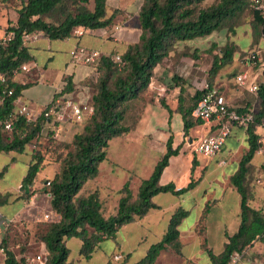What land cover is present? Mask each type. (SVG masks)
Wrapping results in <instances>:
<instances>
[{
  "label": "trees",
  "instance_id": "16d2710c",
  "mask_svg": "<svg viewBox=\"0 0 264 264\" xmlns=\"http://www.w3.org/2000/svg\"><path fill=\"white\" fill-rule=\"evenodd\" d=\"M77 0H26L16 11V22L10 23L4 35L13 33L10 39L0 37V152L23 153L27 145L39 137L48 118L41 113L27 120L23 115H14L10 119L11 128L5 124L15 109V100L22 89L30 83L15 80L21 66L33 60L28 47L23 42V34L41 32L49 39H64L75 34L79 27L85 29L106 28L113 24L115 12L107 16L106 0H92V8L85 5L77 7L72 13L66 8L68 2ZM86 3L89 0H80ZM205 0H143L138 14L142 33L137 43L129 45L119 55L121 63L113 56H100L98 63L104 68L102 76L95 77L97 90L91 96L90 102L94 111L87 119L81 133L73 138L74 152H68L59 172L55 173L44 186L49 195V203L53 219L41 236L45 245L44 264H71L68 261L69 248L66 239L78 237L81 239V252L90 259L98 244L105 239L115 237L118 230L128 223L143 217L151 208L157 207L152 197L160 192H170L182 195L192 189L197 181L190 179L186 186L176 188L173 182L160 184V178L171 156L180 153L181 146H173V135L170 133L165 140V151L155 163L152 172L141 180L136 194L125 181L119 189L115 212L104 215L103 203L96 191L86 195H78L84 184L98 174L99 164L107 157L108 142L113 137L121 136L132 131L133 127L126 122L129 114V103L139 98L151 83L154 68L169 54L175 44L180 41L192 40L210 35L227 26L228 22L252 5V17L256 24H264V15L256 10L252 0H220L216 4L202 7ZM62 19L57 22L46 21L43 16L51 17L57 13ZM234 45L227 44L220 54L213 57L209 75L214 77L217 72L230 63L233 58ZM115 56V55H114ZM57 96H66L72 89V78H67ZM83 85L90 87L88 83ZM216 88L215 86H210ZM182 90V88H180ZM11 91V94L8 93ZM219 91V90H218ZM203 90L196 91L192 103L183 104L179 96L178 105L174 109L181 115L182 129L187 135L194 125H201L203 120L191 116V111L201 97ZM257 95L260 108L254 114L253 120L246 127L247 148L241 155L237 169L230 177L231 184L239 194V226L237 230L227 235V242L219 254L206 249L211 264H227L231 255L241 253L255 241L264 242V214L249 205V195L245 179L255 153L262 145V138L256 132L262 126L264 117V81L258 84ZM161 106L171 114V108L164 102ZM49 105V104H48ZM47 105V106H48ZM244 112L246 108H237ZM86 119V120H87ZM193 119V120H191ZM4 133L8 138L4 137ZM12 160L14 159L11 158ZM43 158L39 151H34L30 157L27 171L19 186L20 196L24 199L31 197L39 173L44 169ZM191 171L196 160L191 161ZM7 165L0 170V178L4 175ZM11 194L0 191V207L10 202ZM211 201L206 202L195 226L196 234L206 241L205 218L210 211ZM188 211L179 207L170 217L162 238L149 246L144 257L133 264H152L158 255L169 247L180 251L179 225L187 216ZM4 254V264H25L18 260L6 246V238L0 241ZM105 264H127L125 258L115 262L113 258ZM189 264H193L190 262Z\"/></svg>",
  "mask_w": 264,
  "mask_h": 264
},
{
  "label": "rangeland",
  "instance_id": "374dc122",
  "mask_svg": "<svg viewBox=\"0 0 264 264\" xmlns=\"http://www.w3.org/2000/svg\"><path fill=\"white\" fill-rule=\"evenodd\" d=\"M25 1L26 0H0L1 38L4 36L8 24L12 23L14 18H16L18 7ZM219 1L220 0H205L201 3V6L206 7L211 4H216ZM142 4L143 0H134L125 8V6L119 4L118 0H106L107 16L115 12L116 17L112 25L106 27L104 30H100V32L103 35L106 31V36L111 43H115V46L109 51L102 52L101 56L121 54L129 45L139 42L142 30L140 28L138 14ZM81 5H85L91 9L93 2L89 0L86 3H82L80 0H77L76 2H68L66 8L74 13L77 7ZM252 9V5H249L241 13L231 19L226 27L214 31L210 35L192 40L180 41L175 44L167 57H165L153 71L152 80L156 83L163 84L165 86L164 91H158V87H155L154 84H149L148 88L138 99L129 103V114L126 122L133 127V134H137V126L141 123H145L149 120V117L150 121H154L155 124H160L159 127L166 128L167 120H165V118L167 119L168 112L163 107H159L161 101H164L168 106L174 108L177 107L178 98L181 96L184 100L183 104L188 106L193 101L192 96L194 93L197 90H203L205 84L215 86L216 88L219 87L220 89L223 88L222 86H229L232 91H234L236 87L242 89L244 86L238 85L235 80L237 74L243 73L242 70H237L240 63L245 64L247 61L252 72H259L263 79L264 71L261 63L262 61L264 62V24H256L253 21ZM43 19L57 22L62 19V14L58 12L51 17L45 15ZM227 44L234 45L232 61L222 67L214 77H211L209 75V69L213 57L216 54H220V50H223ZM251 53L256 54L259 58V63L252 64L248 61L247 58ZM91 66V73L82 83L85 82L90 85L92 96L96 93L98 84V82L96 83L95 81V77L99 75L102 76L104 68L101 66L100 62L98 63V60ZM218 74H220V79L218 83H216L214 80ZM68 77V75H64L62 80L67 81ZM66 86L67 82L64 88ZM176 86H181L182 90L178 88V91H172ZM228 104L231 108L235 109L246 108L245 111L252 112L253 114L260 108L259 105L256 106L255 109L252 108V106L249 109L248 105H244L245 101L241 104ZM147 112L151 115L148 116ZM172 118L173 129L182 126L180 115L177 114L176 117ZM89 121L90 119L82 123H57L54 126L46 124L40 132L38 140L36 138L33 139L27 145L23 153L0 152V170L3 166H8L4 175L0 178V191L3 193L9 192L11 194L10 202L2 206L1 210L12 212L21 206L20 216L10 220L7 218L4 221V223H6L4 226L0 223V241L2 238H6V246L13 251L18 260L25 262V264H44L46 248L41 236L47 229L50 219L54 218L53 214L50 215L49 218L44 217L46 213H50L51 211L49 203L50 198L48 200L44 195V193H46L44 182L46 178L51 179L55 173L60 171L67 153L74 152V135L83 132L84 126L89 123ZM191 130L193 134L192 138L197 139V136H199V133L197 135L198 129L192 128ZM244 131L246 132V129ZM161 133L159 128H157L153 134L141 131L139 135L143 134V136L141 138L137 136L130 139V141H132L130 143L128 140V144L124 143V140L127 139V136H124L125 134L110 139L108 142L107 157L99 164L97 176L89 179L79 191L78 195H86L90 191L98 192L101 202L103 203L104 215L113 213L118 198L120 197L119 189L125 182V179L132 178L130 187L133 194H136L141 177H144L147 173V169L157 161L158 157H160L161 154H159L158 149L149 151L147 146L148 143H156L155 139L158 137L160 138L159 135ZM188 135L189 133L187 136ZM4 137L8 138L6 133H4ZM184 143H186L188 150L191 151L192 147L189 145L187 146V139L184 140ZM35 150L41 153L44 169L35 181L36 187L31 189L33 192L31 196L35 195V193L37 194L33 197L32 202H30V198L24 199L20 196L18 185H20L22 178L26 174L28 162L30 161V157L34 155ZM12 157H15L14 165L9 164ZM179 167L181 170L180 172L185 170V159L180 161ZM229 184L232 185L231 182H229ZM207 185L208 179L205 181L203 188ZM245 186L250 198L249 205L264 214V138H262L260 149L255 153L251 161L245 179ZM28 190H30V188ZM193 203L194 200L192 196L187 201L181 203V208L186 210L189 209L190 212L179 226L181 240L184 241V245L182 251L180 249L179 252L181 253L178 256L179 258H184L183 262L185 264H189L190 262L193 264H211L207 252L204 250L206 247L205 244L202 243L201 237L195 239L198 244L201 242V252L195 255V248L199 246L193 248L189 246V243L193 244V239L190 240L188 237L185 239L189 225L198 219V211L193 208ZM204 206L203 200L202 209ZM178 207L180 206L178 205L175 209H171L172 213H174ZM222 207L225 208L223 210L219 209ZM219 208L210 209L205 218L207 244H209L208 247L210 246V250L215 254H219L223 250L222 243L227 240V235H231L237 230L240 221L239 204L235 205L232 199L226 201V206H219ZM128 231L129 230H120L118 238H122L126 241V239H128L126 236ZM153 239L154 236H150L147 240L154 242L158 241L160 238L158 240ZM116 241L117 240H113V238L102 241L101 250L103 251L95 250L92 253V257L86 259L81 252V239L78 237L68 238L65 241L66 246L69 248L68 261L71 264H103L110 258H113L115 262L121 261L124 256L120 253L119 246L115 244ZM132 244L133 245L130 247H133V251L130 261L135 262L146 254V250L143 243ZM112 251L117 253L110 257ZM172 251L177 252L174 248L169 247L165 250V253L168 252L166 254H170L173 253ZM103 252H106L105 256ZM118 254H121V258L114 259V256H118ZM239 255L241 264L264 263V242L260 240L255 241L251 246L239 253ZM37 256H40V260L37 259ZM170 256L167 257V260ZM104 258L105 260H103ZM178 260L179 259L175 257L172 261L174 264H182V261L178 262ZM0 264L2 263L0 262Z\"/></svg>",
  "mask_w": 264,
  "mask_h": 264
},
{
  "label": "crops",
  "instance_id": "0c3cea01",
  "mask_svg": "<svg viewBox=\"0 0 264 264\" xmlns=\"http://www.w3.org/2000/svg\"><path fill=\"white\" fill-rule=\"evenodd\" d=\"M118 1L120 5H123L126 8L134 0H118ZM15 22H16V18H14L13 22L10 23V25L14 24ZM104 29L105 28L85 29L79 27L75 30L74 35L64 39H49L43 33L38 32V33H34L35 34L34 39L29 40L25 43L26 46L28 47L31 56H33V60L28 63H25L30 68L29 71H20L16 75L15 80L22 83H27V82L30 83L24 89H22L21 94L18 97V100L19 103L26 105L30 109L33 117L38 116L41 113V111L53 99L56 98L55 96L56 92H58L62 88L63 83L67 82L65 80H62V77L64 75H68L72 78V89L69 90L68 92L69 97L79 101L90 100L91 88L83 85L82 81L91 73L92 66L89 64L74 62L71 58L70 51L77 45L84 46L89 49L98 50L100 53L109 51L112 47L115 46V43H111V41L106 36L107 35L106 31L103 35L101 34L100 30H104ZM76 31L79 33L77 34ZM237 70L239 71L242 70L244 73H246L247 75L246 83L248 84L254 82L255 84L258 85L259 83L264 81V77L262 79L261 74L259 72H252V69L247 64V61L245 64L240 63L239 66L237 67ZM219 77L220 74H218L215 77L214 81L216 83H218L220 79ZM153 84L155 87H158L157 88L158 91H164L165 86L163 84L156 83L154 80H152L150 85ZM222 87H223L222 89H220L219 87H218L219 89L218 88L217 89L221 94L224 95L226 101L231 105H234V103L241 104L244 101H245L244 105H248L249 109L251 108V106L252 108L255 109L256 106L260 105V101L257 93L252 94V92H249L245 87H243L242 89L236 87L234 91H232L229 86H225V87L222 86ZM178 88L180 89L181 86L174 87L172 91H178ZM159 107L162 106L160 105ZM169 107L171 108L172 113L171 114L167 113V119L165 118V120H167L166 128L159 127L160 124H155L154 121H150V117H149V120L137 126L138 130L135 129L137 134H133L132 133L133 130H132L124 135L127 136L126 137L127 139L124 140V143H127L128 140L129 143L132 142L130 141V139H133L137 136L141 138L143 136V134L139 135V132L141 131L142 132L144 131L149 134H153L155 130L159 128L162 132L159 135L160 138L158 137L155 139L156 143L155 142L148 143L147 147L149 151L158 149L159 154L162 155L165 151V140L168 137V135L172 133L173 146L175 147L177 145H180L181 146L180 153L176 156L170 157L169 164L163 170L159 182L160 184L173 182L177 189L186 186L191 178L196 180L197 183L192 189L188 190L182 195H174L170 192H160L154 195L152 197V202L157 207L149 209V211L143 217L138 218L131 223L123 225L118 230L113 240H117L115 244L119 246L120 253L123 254L124 258L127 261V264H133L137 262V261L135 262L130 261L131 253L133 251L132 249L133 247H130L133 245L132 243H139V244L143 243L145 250L147 251V249L151 244L157 242V241L151 242L147 239L150 236H154L153 240L156 239L158 240L159 238L161 239L167 229L169 219L173 214L172 210L175 209L178 205L182 207L181 203L187 201L191 196L193 197L194 200L193 208H195L198 211L197 218H199L203 210L202 209L203 200H204V204H206V202L208 201L212 202L210 209L216 207L219 208V206H226V201H228V199H232L235 202V205L239 204V199H240L239 194L237 193L235 187L233 185H230L229 182H230V177L237 169L238 161L241 155L244 153L245 149L247 148V134L244 131L245 129L233 123L230 127V132L227 135L221 149L214 156H206L204 154L195 152L194 148L196 143L200 139L216 132L218 126L217 121L213 119L211 121H203L201 125H194L192 128L198 129L197 135L199 133V136H197V139H193L192 138L193 134L191 133L192 130L189 131V135L187 136L184 135L182 126L173 129L172 117H176L177 114L178 115L180 114L174 111L176 107L174 108L172 106ZM147 115L150 116L151 114L147 112ZM263 126H264V117L262 119V126L258 127L256 130V132L262 138H264ZM186 139H187V146L189 145L192 147L191 151L188 150V148L186 147V143H184V140ZM159 158L160 157H158V159ZM193 158L196 160V165L193 167L191 171V165H192L191 161ZM183 159H185L186 167L185 170L180 172L181 170L179 164L180 161H182ZM14 162H15V157L13 160L10 159L9 164L14 165ZM155 163H153V165H151V167L147 169V173L144 175V177L143 178L141 177L139 181V185L142 179L147 178L150 175ZM207 179H208V185L205 188H203V185ZM131 180H132L131 177L125 179V181H129L130 184H131ZM34 187H36V184L30 187L29 191H31V189ZM36 194L37 193H35V195ZM35 195H32L30 197V202H32V199ZM44 195L49 200V196L47 195V193H44ZM1 207H0V223L3 226L6 224L4 223V221L7 218L10 220L20 216L21 206L12 212H8V211L5 212L1 210ZM115 208H114V212H115ZM224 208L225 207L219 209L223 210ZM189 212L190 210L188 211V213ZM50 214L52 215V211H50ZM186 217L183 220H185ZM197 220L198 219H196L189 225L187 234L185 235L186 236L185 239H187V237L188 239L190 238V240L193 239L192 240L193 244L189 243V246H192L193 248L195 246L197 247L199 246L198 248H195L194 255L196 253L199 254V252H201L200 250L201 242L200 244H198L197 241L195 240L196 238L199 237L195 232V226ZM182 222L180 223V225L182 224ZM120 230L122 231L129 230L128 233L126 234L128 238L126 239V241H124L122 238H118V233ZM226 241L227 240H225L222 243V249ZM179 242L181 244L180 249L182 251L184 241L181 240V232L179 234ZM202 243H204L203 239H202ZM208 245L209 244L205 245L206 247L204 248L205 251L206 249H211V247L210 246L208 247ZM95 250L97 251L101 250V242L98 244ZM106 252H103L104 256L106 255ZM115 253L117 252L112 251L110 257H112V255ZM166 253L165 250L162 251L158 255L155 262L152 264H174L172 260L173 258L175 259V257L176 259H179L178 262L182 261V264H185L183 262L184 258L182 259L179 258L178 256L181 252L179 253L173 252L175 254L173 253L166 254ZM168 256H170V258H168L167 260ZM103 260H105V258ZM0 262L4 264V257L1 248H0Z\"/></svg>",
  "mask_w": 264,
  "mask_h": 264
},
{
  "label": "built area",
  "instance_id": "2783aa9c",
  "mask_svg": "<svg viewBox=\"0 0 264 264\" xmlns=\"http://www.w3.org/2000/svg\"><path fill=\"white\" fill-rule=\"evenodd\" d=\"M252 1L254 8L264 15V0ZM12 34L13 33L4 35V40L10 39ZM22 38L23 42L26 43L27 41L34 39L35 34L25 33L23 34ZM70 55L74 62H82L84 64L93 65L100 58L101 53L98 50L77 45L70 51ZM113 59L116 62L121 63V58L119 55L113 56ZM247 59L252 64L259 63V58L255 53H251ZM261 66L264 71L263 61ZM29 69L30 68L27 66V64H23L21 66V71H29ZM246 78L247 75L243 72L237 74L235 80L238 85H243L249 92L256 93L258 85L254 82L249 84L246 83ZM8 93L11 94V91H8ZM14 104L15 109L13 114H10L9 121H7L5 124L7 129L11 128L10 119H13L14 115H23L27 120H31L33 117L30 109L26 105L19 103L18 98L15 100ZM93 111L94 108L90 100H74L69 97V94H66V96H57L55 99H53L49 105L45 107L43 115L44 117L48 118L49 124L54 126L57 123L65 122L82 123L89 116H91ZM191 116L195 119H201L203 121H211L213 119L217 121L218 126L216 132L200 139L194 148L195 152L204 154L206 156H214L221 149L233 123L246 129L247 125L254 118V114L252 112H239L237 109L231 108L224 95L221 94L217 88H211L208 84H205L200 99L191 111ZM48 184L49 182L46 181L44 186H47ZM50 215V213H46L44 217L49 218ZM119 258H121V254L114 256V259ZM37 259L40 260V256H37ZM227 264H241L240 255L238 253L231 255Z\"/></svg>",
  "mask_w": 264,
  "mask_h": 264
}]
</instances>
